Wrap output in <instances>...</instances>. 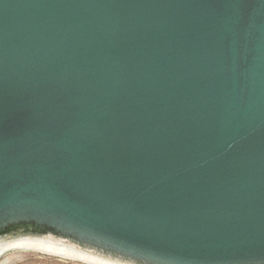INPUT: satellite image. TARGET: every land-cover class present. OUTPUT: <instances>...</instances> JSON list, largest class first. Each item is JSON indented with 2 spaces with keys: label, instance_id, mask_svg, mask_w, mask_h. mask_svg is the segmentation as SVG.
I'll return each instance as SVG.
<instances>
[{
  "label": "water",
  "instance_id": "1",
  "mask_svg": "<svg viewBox=\"0 0 264 264\" xmlns=\"http://www.w3.org/2000/svg\"><path fill=\"white\" fill-rule=\"evenodd\" d=\"M14 224L154 264H264V0H0Z\"/></svg>",
  "mask_w": 264,
  "mask_h": 264
},
{
  "label": "bare ground",
  "instance_id": "2",
  "mask_svg": "<svg viewBox=\"0 0 264 264\" xmlns=\"http://www.w3.org/2000/svg\"><path fill=\"white\" fill-rule=\"evenodd\" d=\"M7 228L0 231V256L8 251L37 250L91 264H154L89 241L32 231L30 226Z\"/></svg>",
  "mask_w": 264,
  "mask_h": 264
},
{
  "label": "rangeland",
  "instance_id": "3",
  "mask_svg": "<svg viewBox=\"0 0 264 264\" xmlns=\"http://www.w3.org/2000/svg\"><path fill=\"white\" fill-rule=\"evenodd\" d=\"M37 250L8 251L0 256V264H91Z\"/></svg>",
  "mask_w": 264,
  "mask_h": 264
}]
</instances>
